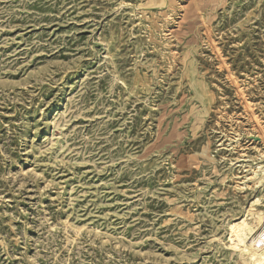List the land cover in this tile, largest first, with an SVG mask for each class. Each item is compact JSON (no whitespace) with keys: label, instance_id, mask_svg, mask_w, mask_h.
Listing matches in <instances>:
<instances>
[{"label":"rangeland","instance_id":"rangeland-1","mask_svg":"<svg viewBox=\"0 0 264 264\" xmlns=\"http://www.w3.org/2000/svg\"><path fill=\"white\" fill-rule=\"evenodd\" d=\"M258 212L264 0H0V264H250Z\"/></svg>","mask_w":264,"mask_h":264},{"label":"bare ground","instance_id":"bare-ground-1","mask_svg":"<svg viewBox=\"0 0 264 264\" xmlns=\"http://www.w3.org/2000/svg\"><path fill=\"white\" fill-rule=\"evenodd\" d=\"M249 212H256V210L251 209ZM247 217L239 224L240 233L238 237L241 242L239 251L246 254L250 264H264V232L261 233V236L253 239L254 234L262 223L261 213L258 212L256 214V217L253 218L255 221H249ZM232 230H234V227Z\"/></svg>","mask_w":264,"mask_h":264}]
</instances>
